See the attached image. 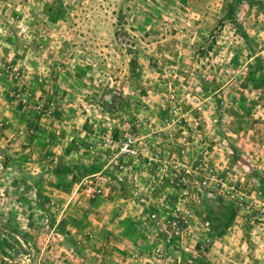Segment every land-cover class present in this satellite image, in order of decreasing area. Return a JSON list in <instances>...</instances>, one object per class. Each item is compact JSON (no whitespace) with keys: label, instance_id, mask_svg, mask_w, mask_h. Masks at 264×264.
Wrapping results in <instances>:
<instances>
[{"label":"rangeland","instance_id":"rangeland-1","mask_svg":"<svg viewBox=\"0 0 264 264\" xmlns=\"http://www.w3.org/2000/svg\"><path fill=\"white\" fill-rule=\"evenodd\" d=\"M0 264H264V0H0Z\"/></svg>","mask_w":264,"mask_h":264},{"label":"built area","instance_id":"built-area-1","mask_svg":"<svg viewBox=\"0 0 264 264\" xmlns=\"http://www.w3.org/2000/svg\"><path fill=\"white\" fill-rule=\"evenodd\" d=\"M84 191L87 195H94L96 193H99L101 190L98 184L90 181L88 184H86Z\"/></svg>","mask_w":264,"mask_h":264},{"label":"trees","instance_id":"trees-1","mask_svg":"<svg viewBox=\"0 0 264 264\" xmlns=\"http://www.w3.org/2000/svg\"><path fill=\"white\" fill-rule=\"evenodd\" d=\"M233 216H234V215L232 214L231 217L229 218L228 222L224 224V227L232 221Z\"/></svg>","mask_w":264,"mask_h":264}]
</instances>
